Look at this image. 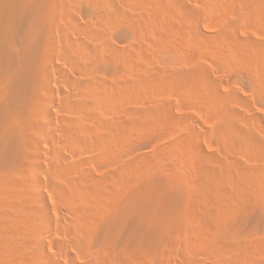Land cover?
Masks as SVG:
<instances>
[{"label":"bare ground","instance_id":"6f19581e","mask_svg":"<svg viewBox=\"0 0 264 264\" xmlns=\"http://www.w3.org/2000/svg\"><path fill=\"white\" fill-rule=\"evenodd\" d=\"M51 1L0 0V207H2V209L0 208V264H23L26 261L32 264L35 261H33L34 256L37 259L39 257L47 264L50 259L54 262L53 264H60L58 260L53 261L50 255V258L47 257L48 255L44 251L47 245L45 238L51 234L50 230L45 229V226H50L54 221L45 205L43 195L39 188V184H41L39 177L43 172H48L51 175L53 180L51 190L58 200L64 203L66 206L65 209L68 212L59 210L60 220L56 222V225L62 231L64 230L65 234H67L66 232L70 234L67 235L68 242L77 251L79 250L86 256H90V253L93 254L89 260L90 263L143 264L142 258H144L145 254L146 256L152 255L161 249H164V253L170 256V252L168 253L170 249L168 247L173 245V234L179 226V223L181 224V221L186 217L185 215L189 211L191 213L192 210L198 211L201 215L200 218L204 219V221L207 219L208 224L206 227L209 225L208 230L205 228L203 231L201 228L198 229L197 233L201 240L207 241V245L211 246V253L214 259L213 263L233 264L235 262L237 263L240 259L242 260L246 251L258 243V239L254 237V233L262 226L260 220L264 219V204L252 197L251 194L253 193L254 196L255 190L260 188H257L259 183L264 180V167L244 171L242 174L244 186H241L244 187L242 190L247 191L248 194L244 191L243 193L246 194L243 197L236 195L237 203L232 202L233 205L231 204V207L229 206V208H233L232 210H228L227 207L223 208L222 206L219 208V211L217 209L218 212L215 209L213 210L217 213L210 212L212 210L209 211L208 206L211 208L212 202L218 204L219 200L223 201L226 198L229 200L233 194L237 193L231 192L235 188L231 191L228 189L227 191L225 186L223 187L220 183V185L217 184V178L215 179L216 172L214 175L212 173L213 171L211 172L208 167V165H211V163H208L210 161L201 162L202 166L200 168H202L203 174L199 173L200 175L195 177L199 181V185H194L195 187L193 186L189 194H184L177 187L174 177L164 173L156 174L149 185L142 184V179L145 176V172L143 171L145 167L142 169L140 161L133 158L125 161L118 160L117 163L115 162L116 164L113 163L115 167L110 169V172L106 174L99 175L92 172L89 161L80 156L82 144L88 143L93 147L95 146L96 153L100 157L116 155L118 152V144L123 137L122 132L127 130V133L137 127L140 128V126L148 125L150 123V113L144 109H135L132 111L131 108L129 110V113L131 111V116L127 119L125 118L126 121L118 122L115 120L118 123H114L112 120V122H107V120L101 121L102 119L99 120L95 114V111L101 107L98 102L99 98L97 100L95 96L96 89L102 87L103 89L100 88L102 89L101 91L97 89L98 93L105 90V93L108 96L113 95L115 97L114 102L118 103L124 99L123 96L126 95L125 93L127 91L135 87L131 81H122L123 78L122 80H118V78L114 80L113 78L112 82H107L108 79H105L107 84L104 82L105 80H100L102 77L97 79L96 77L98 75H95L96 77L93 75L94 78L92 80L64 78V82L71 88L68 95L75 97L76 100H68L62 105H59L60 113L59 117H57L61 120L62 127H54L52 125L51 120L56 116L46 104V101L47 103L53 102L52 93L50 94L51 90L48 86L49 83L47 85L46 81H50L49 70L52 69L54 64L47 56V47L44 43L48 39V33L52 27L48 17L49 14L47 13L51 9ZM88 1L90 3L89 6L92 5L94 24L89 27H80L78 23H75L73 18L70 19L68 28L72 33H76L79 39L77 41L69 36H65L64 46L66 48V56L76 66L84 67V70L99 62L108 63L112 66V73L119 75L117 74L119 71L123 72L127 68V65L123 62L128 61L131 53L129 56L125 52L126 50L123 51L125 48L114 46L111 48L109 43H101L103 45L96 44L94 46L88 44V40H94V38L100 37V31L102 29L98 25L101 24L103 18L105 20L104 16L108 14L114 17L119 13L117 11L119 10L117 9L119 8L118 3L115 0ZM125 1H129L131 4H140L139 6H141L139 8L141 11L137 15H134L135 20L132 19L134 21V25H132L133 31H136L134 30L135 28H140L138 26L141 23L142 25L145 22L148 24L149 19L153 18L149 16L151 13L146 7V2L149 4L152 2L151 0ZM248 1L250 2V0ZM258 2L261 1L259 0ZM101 4L103 6L105 4L106 9H108L106 13L105 11H101V7H103L100 6ZM163 4L165 3L163 2ZM260 4L264 5V1L262 0ZM260 4L258 7L263 11L262 5L260 6ZM172 8L176 11L178 9L175 6ZM251 8L253 9V7ZM144 19H147L148 22ZM155 27V25H149L146 28H150L152 32ZM172 27L168 30L169 36H165L164 34H160L161 36H159L157 30L156 34L159 37L156 36L157 39L154 41L156 46L162 47L168 41L167 39H170L169 37L178 34L180 36L185 35V32L181 31L182 27L176 26L175 23ZM165 40L166 42L164 43ZM258 65L260 66V64ZM141 71L138 70L136 73H141ZM149 71H152V68ZM191 73L185 70L179 73L172 72L171 76H178L179 79L185 81H182L184 84L186 83L190 87L193 86L191 85L193 73ZM142 74L144 75V70L140 76ZM143 77L139 78L142 79ZM136 78V86L138 83V85L142 84L138 81V75ZM258 78L261 84H257L264 87V66ZM143 79L146 80L145 77ZM159 79L163 78L161 77ZM101 95H104V92ZM106 99H104V103ZM162 108L165 107L163 106ZM228 110L230 112H221V122L218 124L220 126L218 129L221 134V139L231 145L230 147L234 148L241 141L244 143L245 141L243 142V140L251 138V133L247 135L248 132L245 131V126L248 125L244 121L245 119L239 118L238 115L240 114L231 111L232 109ZM86 123L89 124L87 125ZM49 135H63L65 138L64 144L72 150L78 159L72 161L63 155L61 153V147H64V145L59 143L56 145L54 154L52 155L54 163L49 164V169H46L41 152H46L49 149V142L46 139ZM257 138L260 139L259 136ZM257 138H251L249 140L259 143L261 139L258 141ZM257 145L255 144L257 147L263 146V144L259 146L260 143ZM83 149L85 148L83 147ZM219 161L217 162L215 160L217 165ZM212 162L213 165L214 160ZM216 166L214 167L215 169L219 167ZM237 169L239 168L237 167ZM218 172H220L223 178L224 174L228 172V168L226 166L219 167ZM237 173L240 175L242 172ZM30 187L33 188L34 195L30 193L32 191H29ZM199 213L196 215H199ZM65 217H68L67 220L70 219V225H63V222L66 221ZM201 240V244L205 245L207 243L204 244ZM55 244L58 250L61 251V245L59 243ZM174 247L176 248V246ZM90 250H93V253ZM85 252H89V254ZM141 254L143 255L141 256ZM58 255H61V252ZM141 259L142 263L140 262Z\"/></svg>","mask_w":264,"mask_h":264},{"label":"rangeland","instance_id":"374dc122","mask_svg":"<svg viewBox=\"0 0 264 264\" xmlns=\"http://www.w3.org/2000/svg\"><path fill=\"white\" fill-rule=\"evenodd\" d=\"M115 1L118 3L119 8L117 9L119 10L117 11L119 13L114 17L106 14L104 16L105 20L103 18L104 21L102 20L100 25H98L99 23L97 22L99 28L101 27L102 29H100V37L98 36L94 38L95 41L93 39L88 40V44L94 46L96 44L103 45L101 43H109L111 48L113 46L125 48L123 51L126 50L125 52L128 53V55L131 53L132 57L129 55L130 57L128 61L123 62L127 65V68L123 70V72L119 71L117 73L119 75L112 73V66L108 63L99 62L84 70V67L76 66L66 56V48L64 46L65 36H69L77 41L79 39L77 38V34L72 33L68 28L70 19L73 18L75 23H78L80 27H89L94 24L92 5L89 6V1H51L52 6L47 13L49 14L48 17L52 27L49 30L48 39L44 43L47 47V56L54 64L52 69L49 70V77H51L49 78L50 81H46L47 85L49 83L48 86L51 90L50 94L52 93L53 102L47 103L46 101V104L55 116L59 117V105H62L68 100H76L75 97L68 95L71 88L64 82V78L92 80L95 75H98L97 77L95 76L97 79L102 77L100 80L104 81L105 79H108L107 82H112L113 78L114 80L115 78H118V80H122L123 78L122 81H131L135 86L133 87L135 89L132 88V90L130 89V91H127L125 93L126 95L123 96L124 99L118 103H115V97L113 95L108 96L105 93V90L103 91L104 95H101L103 92L98 93V91L103 89L102 87H100L102 89L97 88L98 91L96 89L95 96L97 100L99 98L98 102L101 106L96 110L97 113L95 111L96 117L98 116L97 118H99V120L102 119L101 121L107 120V122L113 121L114 123H118L126 121L125 118L127 119L131 116V111L129 113V110L132 108V111L135 109H144L148 111L150 113L151 121L149 120L150 123L148 125L140 126V128L137 127L130 132L128 131L126 133L127 130L122 132L123 137L118 144V152L116 155L100 157L96 153L95 146L94 148L92 145L85 143V147L82 144L80 156L89 161L91 171L99 175L106 174L107 172H110V169L115 167L113 163H117L118 160L125 161L133 158L140 161L142 169L145 167L143 170L145 176L144 179H142V184L149 185L156 174L164 173L168 176L174 177L177 187L184 194H189L194 185H199V181L196 180L195 177L203 174V171L201 170L202 168H200L203 161H210L208 163H211V165H208V167L211 172L213 171V174L216 172V175H214L215 179L217 178V184L220 183L223 187L225 186L227 191L228 189L231 191L235 188L236 191L234 189L231 192L237 194H233L229 200L226 198L223 201H217L218 204L211 201V208L208 206L209 211L212 210L210 212L214 213L217 209L219 211V208L222 206L223 208L227 207L228 210H230L231 208H229V206L231 207L232 202L237 203V196L241 195V197H243L247 193V191L242 190L244 189L243 172L250 171L252 168L264 167V87L260 85L261 89L258 85L261 84L258 76H260L264 66V5L260 4L262 3V0H260L261 2H258L259 0H250V2L248 0H151L152 2L149 4L146 2V7L151 13L149 16L153 17L149 20L153 22L149 21L150 24L143 22L146 26L141 23L142 26H138L140 28L134 29L136 31H133L132 25H134V15H137L141 11V9H139L141 8V6H139L140 4H131L129 1L125 0ZM172 1L175 2V5ZM253 1L255 2L253 3ZM163 2L165 4H163ZM256 3L258 4L255 5ZM259 4L260 6L262 5L261 7L263 11L258 7ZM100 6H103V4ZM173 6H175L176 9L178 8L177 11L172 8ZM255 6L257 7L254 9ZM251 7H253V9ZM107 10L108 9H106L104 4V6L101 7V11H105L106 13ZM194 12L195 14L193 15ZM173 22L176 26L180 28L182 27L181 31L185 32V35L180 36V34H178L169 37L170 39H167V42L165 40L164 43H166L163 44L162 47L156 46L154 41H156L157 37L162 34L169 36L168 30L170 27L173 28ZM149 25L156 26L152 32L150 28H146L147 26L149 27ZM157 30L159 36L156 34ZM258 64H260V66ZM141 68L144 70V75L146 73L145 76L143 74L140 76L143 72V70L141 71ZM151 68L152 71H149ZM136 69V72L140 70L141 73L139 72L140 74H137L135 72ZM185 70L190 73L193 71L192 82L194 84L191 82V85L193 86H187L186 83H183L185 81L179 79L178 76H171L172 72L179 73ZM136 74L138 75V78L144 76L146 79L144 80V77L142 79L139 78L138 81L142 84L138 85L139 83L137 82V86L135 83L137 81L135 80L137 77ZM161 77L163 79H159ZM133 80L135 81L133 82ZM104 82H106V80ZM112 97H114V99H112ZM223 98L227 100H224ZM104 99H106L105 103ZM156 105H158L159 108ZM161 105L165 108H162L163 106L161 107ZM228 109H232L231 111L240 114L238 115L239 118L245 119L244 121H246V124L248 123V125L245 126V131L248 132V134H246L250 135L249 133H251L252 139L259 136L261 139V141H259L260 139L257 138L260 143L259 146H262L263 144V149L262 147H257V144L259 143L252 141L257 145L255 146V144L249 140L251 138L243 140V142L245 141V144L241 141L239 144L240 146L236 145L234 148L230 147L231 145L221 139V134L218 129L220 127L218 124L221 122L220 115L223 111L230 112ZM56 117L51 120L52 125L54 127H62L61 120ZM46 139L49 142L48 153H46L47 151L41 152L42 158L45 162L44 167L46 169H49L50 165L54 163L52 155L54 154L53 152L56 145L59 143L64 145V147H61V153H63V155L72 161L78 159L72 150L64 144L65 138L63 135H49ZM83 147L85 149H83ZM91 150L92 152H90ZM211 159L214 160V164L216 163L215 165H212L213 162ZM215 160L217 162L220 160L219 163H222H218L217 165ZM159 163H161V165H159L160 167L158 166ZM235 164L236 166H234ZM222 165L228 168V172L224 174L223 178L221 177L220 172H218V168L223 167ZM215 166L219 167L215 169ZM237 167L240 170H236ZM240 171L242 172L240 173L241 176L237 173ZM39 180L41 183L39 184V188L43 195L45 205L54 221L50 226H45V229L50 230L51 232L49 237L45 236L47 245L44 251L47 253V257L50 255L53 261L58 260L60 264H93L89 261L93 254L90 253V256H86L79 250L77 251L68 242L67 235L70 234H68V232L65 234L64 230L62 231V229L56 225V222L60 220L59 210L64 212L67 211L64 203L58 200L51 190V183L53 182L51 175L48 172H43L40 174ZM262 181L257 187H260V190H255L256 192L254 196L253 193L251 194L252 197L258 199L264 204V180ZM231 184L233 185L231 186ZM29 191L34 195L32 187H30ZM239 191L242 192V194H240ZM244 191L246 192L245 194L243 193ZM216 205L218 206L216 207ZM0 208L2 209V207ZM214 209L215 211H213ZM189 212L185 215L186 217L181 221V224L179 223V226L173 234L174 241L172 244L176 246V248L173 245L168 247L170 249V251H168V253L170 252V256H167L164 253V249H161L158 250L159 253H157V251L152 255L150 254L146 256L145 254L144 258L141 257L143 259V264H214L211 246L207 245V241L201 240L197 233L198 229L201 228L203 231L205 228L208 230L209 225L206 227L208 224L206 221L207 219H205L206 222L204 219H201L200 213L196 210H192V214ZM198 213L199 215H196ZM65 218L66 221L63 222V225H70V219L67 220L68 217ZM260 222L262 223V226H260L254 233V237L258 239V243L255 244L254 247L249 248L244 255L245 257L243 256L242 260L240 259L237 263L235 262L236 264H262L264 262V219L260 220ZM259 237L261 238L259 239ZM200 240L204 244L207 243L203 245L200 243ZM55 243L61 245V251L58 250ZM90 251L93 253V250ZM59 252H61V255H58ZM261 252L263 253L261 254ZM87 254H89V252ZM142 255L143 254H141V256ZM34 257L36 258V256ZM35 258L33 259V261H35L32 264H47L39 257L38 259ZM142 259L140 261L141 263ZM49 261L48 264L54 263L51 259ZM26 262L28 263V261ZM26 262H23V264H27Z\"/></svg>","mask_w":264,"mask_h":264}]
</instances>
